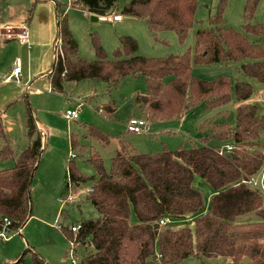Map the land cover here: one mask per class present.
I'll return each instance as SVG.
<instances>
[{"label":"trees","instance_id":"16d2710c","mask_svg":"<svg viewBox=\"0 0 264 264\" xmlns=\"http://www.w3.org/2000/svg\"><path fill=\"white\" fill-rule=\"evenodd\" d=\"M71 2L99 17H108L119 0ZM258 2L246 1L243 32H238L225 26L223 14L228 3L221 0L216 14L208 18L211 28L197 31L193 54L139 56L137 41L122 36L120 47L112 56L95 39L97 58L88 60L78 54V43L67 21V5L57 1L55 57L48 74L52 90L64 93L70 83L96 79L111 90L127 79L143 77L146 90L135 95L134 105L138 117L148 122L181 120L202 105L207 109L228 106L233 90L238 101H246L254 93L250 83L233 84L226 76L213 80L196 78L192 75V65L241 62L245 76L264 83V45L248 38L253 35L259 39L264 35V24L251 22ZM198 5V0H130L119 15L146 19L155 36L174 31L184 42L195 23ZM117 109L116 102L98 108L108 118ZM223 113L220 115L224 116ZM25 128L29 144L16 155L11 138L0 125L3 141L0 158L13 162L11 167L0 170V233L4 230L18 233L33 216L32 186L45 144L30 105ZM86 131L84 138L96 139L104 146L111 142L109 134L94 126H88ZM199 132L203 136L199 141L192 140L191 147L180 146L153 154L138 153L131 143L121 140L109 171L101 155L92 150L88 162L97 173L94 177L87 176L76 165L75 159L87 150L76 135H71L75 157L68 161L67 188L93 180L88 200L98 213L82 220L76 232L71 229L74 225L58 224L61 234L73 245V253L77 246L95 249L77 264H181L191 257H221L232 264H264V197L243 183L258 176L264 168L261 140L264 116L256 105L246 103L236 108L234 124L228 120L206 122ZM227 144L233 146V155H220L219 151ZM197 176L214 191L207 209L203 194L194 184ZM250 213L260 220L237 222ZM132 215L136 224L131 223ZM5 219L10 222L7 227ZM179 221L186 224L177 227ZM246 258L250 261L246 262ZM27 261L50 264L33 246H28L9 264Z\"/></svg>","mask_w":264,"mask_h":264},{"label":"rangeland","instance_id":"374dc122","mask_svg":"<svg viewBox=\"0 0 264 264\" xmlns=\"http://www.w3.org/2000/svg\"><path fill=\"white\" fill-rule=\"evenodd\" d=\"M25 1L29 2V0ZM129 1L119 0L112 14L108 16L109 20H101L99 16L88 10H82L81 7L71 5L66 9L68 25L78 43V54L80 57L88 60L97 58L94 49L95 39H99L107 54L112 56V52L120 47V38L122 36H130L137 41L139 46L137 55L139 56L158 58L186 52L193 54L197 31L211 28L208 18L210 15L216 14L221 0H198L199 5L195 23L184 42L179 40L178 35L174 31H167L155 36L149 30L146 19L122 15L123 20L114 21L112 17L122 14L124 5ZM246 1L227 0L228 4L223 14L226 27L243 32ZM22 2L23 0H0V26H12L9 23L13 20L14 14H17L21 9ZM32 9L34 11L35 8L33 7ZM85 11L89 15H86ZM251 22L264 24V0H259L257 11ZM248 38L251 41L258 40L264 45V35L259 39L253 35H248ZM3 49L1 45L0 72L2 73L6 72L18 57L22 58L27 50L20 43L10 44L4 51ZM28 50L30 49L28 48ZM42 64L44 65L43 73L47 75L48 70L51 69L52 60L45 58ZM241 65V62L212 65L193 64L192 75L204 80H213L220 76H226L231 79L233 84L237 81L248 82L254 90L250 99L243 102L238 101L233 90L232 101L228 106L207 109L202 105L194 111H189L181 120L148 122L149 128L145 134L130 133L127 129L129 119L139 115L134 105V99L137 93L146 90L143 77L127 79L111 90H107L106 83L100 79L68 84L67 87L73 91L71 93L72 97L82 98L86 103V106L80 111L79 119L73 122L62 118L67 105L60 95L38 96L33 99L30 97L28 101L34 109L39 125L46 131L48 145L39 159L41 165L34 178L35 182L33 181L31 195L33 218L25 228L24 234L6 232L5 238L0 237V244L10 243L13 249H19V246L23 244V248L20 251H24L29 243L30 246H35L36 250L50 264H74L73 259L78 262L86 254L95 252L93 246H78L76 254L73 256L74 253L71 251L70 243L57 228L58 224L77 225L84 219L98 215L94 205L88 200L90 187L94 183L93 180L80 186L73 185L67 188L68 161L71 157H75L70 146V136L76 135L80 144L86 147L87 151L77 157L75 163L84 174L90 177H94L97 174L94 167L88 162L90 151L96 150L101 155L105 169L109 171L112 157L120 149L121 140L131 143L138 153L144 154L158 153L164 149L176 150L180 146L191 147L192 140L199 141L200 137L203 136L199 129L204 123L228 120L234 124L236 108L240 105L246 103L256 105L259 114L264 116V83H259L245 76L240 69ZM38 68L39 65L35 64L34 71ZM54 97L56 99H51ZM108 102H116L118 105L117 112L111 118L105 117L98 110V108ZM25 105L26 101L24 100L13 103L6 110V119H2L6 120L7 122L5 123H8L11 127L10 134L13 138L12 149L14 153H19L28 146L24 126L26 120ZM68 107L76 109L74 104H69ZM222 112H224V116L220 115ZM88 126H94L109 134L111 136L110 144L104 146L96 139L84 138L83 134L87 132ZM261 140L264 141V133L261 136ZM213 143L216 144L215 142ZM2 145L3 141L0 136V149ZM8 160L3 161L0 158V166L3 168L7 164L10 165L11 160ZM194 184L203 194L205 208L207 209L210 204V198L214 193L213 189L199 176L196 177ZM47 187L58 189L56 190L58 194L55 193V195L53 193L55 195L53 197V195H50L52 190L47 189ZM53 192L55 191L53 190ZM67 195H72L75 201L63 206L59 203V199ZM62 209H64V215H62ZM259 220L260 218L255 213H250L238 218L237 222L251 223ZM131 223H137L134 215L131 216ZM177 224V227H183L186 221H179ZM20 251L18 250L16 254H13L14 250L6 251L7 259L2 264L14 259ZM202 262L208 264H232L231 260L221 257L210 259L191 257L181 264H201ZM25 264H31V262L27 261Z\"/></svg>","mask_w":264,"mask_h":264},{"label":"crops","instance_id":"0c3cea01","mask_svg":"<svg viewBox=\"0 0 264 264\" xmlns=\"http://www.w3.org/2000/svg\"><path fill=\"white\" fill-rule=\"evenodd\" d=\"M60 1L62 2V4H66L67 7H70L72 4L71 0H60ZM25 2L26 1L23 0L21 9L19 10L17 14H14L13 20L9 23V24H12V26H10L12 28H18L22 25L27 24V26L30 29V34H31L30 43L29 45L21 44L27 50L24 53V56L22 58L18 57V58H21L23 62V74L24 75L22 74V78H21L22 83L16 84L14 82H10V83L0 84V125L4 127L6 133L11 138L12 147H13V138H12V135L10 134L11 127L9 126L8 123L7 124L5 123L7 122L6 120L4 121L2 119H6V115H5L6 110L13 103L19 102L21 100L26 101L25 112H26V119H27V107L28 105H30L28 101L30 97L31 99H33L34 97H38V96H51L53 94L60 95L62 99L64 100L65 104L67 105L66 109L70 108L68 107L69 104H74V106H76L78 101L85 102L84 99L82 98H73L71 95L73 91L69 89L68 87L66 88L67 92L59 93V94L57 92H54L52 90L50 81L48 79V74L52 70V65H53L54 57H55L54 42L57 37V31H58L57 20H56V3L57 2H55L54 0H29V2H26V3ZM31 6L32 8L33 7L35 8L32 14L30 13V11L32 10ZM121 20H123V18H121ZM6 27H9V26H3V25L0 26V46L2 45V48H4L3 51L8 45L13 44V43H19L17 40H4L3 39L2 34L5 32ZM28 48L30 50H28ZM45 58L52 60L51 69L48 70L47 75L43 73L44 65L42 64V61L45 60ZM15 61H13L12 66L9 67L6 70V72H3V73L0 72V76L8 75L11 72L13 65L15 64ZM35 64L39 65V68L36 71H34ZM26 82H30L32 84V88L30 90H27L26 87L23 85ZM18 96H22V97H18ZM51 99H56V98L54 97ZM3 107L4 109L2 110ZM37 124H38L39 130L41 131L43 135V143L45 144V149H46L48 145V138L45 133L46 131L41 127V125H39L38 120H37ZM24 126H25V123H24ZM28 144H29V140H28ZM70 146H71V141H70ZM22 151H20L19 153H21ZM19 153H15V154L17 155ZM12 164L13 162L10 161V165L7 164L3 168L0 166V170L7 169L11 167ZM40 165H41V162L39 163V166ZM48 188L52 190V192L50 191V195H53V197H55V195L58 194V192L56 193V190L58 189L54 187L53 188L47 187V189ZM53 190L55 192H53ZM53 193L54 194L56 193V194L54 195ZM32 218L33 216L29 219V221L26 223L23 229H21L18 232L19 235L24 234V230L28 226ZM10 239H7V240H10ZM27 246H30L29 243L27 244ZM17 248H18V245H17ZM22 248H23V244L19 246V249H13L10 246V243L0 244V264H2V262H4L7 259L6 251L14 250L13 254H16L18 250L20 251L22 250ZM76 248L74 252L75 254L77 251ZM71 251H73L72 248H71ZM22 252L23 251H20L19 254H21ZM19 254L17 256H19ZM75 254L73 256H75ZM17 256L15 258H17ZM14 259H12L11 261H8L7 263L9 264L13 262ZM73 262L74 264H77V262L74 259H73Z\"/></svg>","mask_w":264,"mask_h":264},{"label":"built area","instance_id":"2783aa9c","mask_svg":"<svg viewBox=\"0 0 264 264\" xmlns=\"http://www.w3.org/2000/svg\"><path fill=\"white\" fill-rule=\"evenodd\" d=\"M86 15L87 12H84ZM120 15H114L112 17L113 20L118 21L121 20ZM101 20H109V17H100ZM4 40H17L20 44L23 45H29L30 43V29L27 26V24L22 25L18 28H12V27H6L5 32L2 34ZM23 74V62L21 58H18L15 61V64L12 67L11 72L8 75L0 76V84L4 83H10L14 82L16 84H21V78ZM27 90H30L32 88V84L30 82H26L23 84ZM86 106V103L83 101H78L77 105L75 106L76 109L68 108L66 109L62 117L65 118L69 122H73L79 119V114L82 108ZM149 128V123L146 119L141 117H131L127 123V129L130 133L135 134H145L147 133ZM233 146L230 144H227L223 147L222 150L219 151V154H233ZM243 183L248 184L250 187L260 191L264 197V170L261 171V173L253 178H250L248 180H243ZM70 193V192H69ZM67 193V194H69ZM75 201V198H73L72 195H67L66 197L60 198L59 203L61 205H65L67 203H72ZM5 227H7L10 222L5 219ZM164 221H161V224H164ZM81 228L80 224L74 225L71 229L73 232L78 231ZM6 230L2 231L0 233V237L5 238ZM73 246V245H71ZM73 253V252H72Z\"/></svg>","mask_w":264,"mask_h":264},{"label":"water","instance_id":"95a60500","mask_svg":"<svg viewBox=\"0 0 264 264\" xmlns=\"http://www.w3.org/2000/svg\"><path fill=\"white\" fill-rule=\"evenodd\" d=\"M233 155V154H232ZM189 223H191V222H189ZM250 261V259L249 258H246V262H249Z\"/></svg>","mask_w":264,"mask_h":264}]
</instances>
